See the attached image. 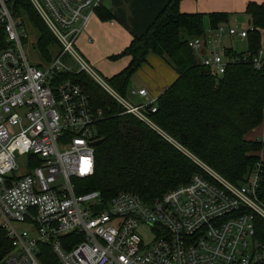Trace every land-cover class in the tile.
I'll return each mask as SVG.
<instances>
[{
  "label": "built area",
  "instance_id": "2783aa9c",
  "mask_svg": "<svg viewBox=\"0 0 264 264\" xmlns=\"http://www.w3.org/2000/svg\"><path fill=\"white\" fill-rule=\"evenodd\" d=\"M29 1L61 52L43 67L31 65L23 49L28 32L12 15L10 0H0L8 44L0 51V228L11 243L0 264H40L42 244L58 264H264V241L254 224L257 216L264 221L257 195L261 162L238 185L199 164L205 175L150 202L126 191L106 201L97 191L79 192L80 181L94 174L95 126L103 115L78 85L57 75L86 72L149 125L141 110L150 106L155 112V100L128 104L77 53L75 41L102 0ZM251 30L250 23L244 29L222 23L187 43L217 75L241 61L261 70L263 49L253 56L228 55L224 47L221 53L207 50V38L245 39ZM136 94L146 96L143 89ZM17 157H25L20 173ZM140 225L155 231L148 244L138 234Z\"/></svg>",
  "mask_w": 264,
  "mask_h": 264
},
{
  "label": "trees",
  "instance_id": "16d2710c",
  "mask_svg": "<svg viewBox=\"0 0 264 264\" xmlns=\"http://www.w3.org/2000/svg\"><path fill=\"white\" fill-rule=\"evenodd\" d=\"M180 1L169 0L140 37L110 57V60L129 58L123 70L105 79L106 85L123 100L130 92V78L149 52L163 58L175 70L176 80L154 102L156 111L152 113L150 106L141 110L150 125L127 113L86 72L75 70L57 75L60 80L69 79L78 85L88 96L91 107L103 115L95 126L94 174L80 181L83 188L79 192L97 191L106 201L126 191L150 202L187 183L194 175H205L200 165L238 185L261 162L257 195L264 202V162L255 155L264 148V142L244 139L263 119L264 60L261 70L241 61L228 66L222 75L202 66L188 40L206 34L205 19L215 29L227 23L230 15L182 13L178 8ZM9 9L27 31V24L34 28L32 47L42 63L52 62L61 47L30 1L10 0ZM102 10L100 6L95 13L101 15ZM244 14L252 27L245 38L246 50L238 53L226 49L225 54L253 56L261 49L264 4L249 2ZM28 41L29 35L24 44ZM7 46L0 25V51ZM254 224L257 237L264 241V221L257 216ZM39 248L40 264H58L48 245ZM10 250L11 243L0 228V260Z\"/></svg>",
  "mask_w": 264,
  "mask_h": 264
},
{
  "label": "crops",
  "instance_id": "0c3cea01",
  "mask_svg": "<svg viewBox=\"0 0 264 264\" xmlns=\"http://www.w3.org/2000/svg\"><path fill=\"white\" fill-rule=\"evenodd\" d=\"M168 1L102 0L101 8L104 10L101 15L94 13L82 34L75 41L77 53L89 67L104 78H111L127 66L129 58L110 60V57L121 53L132 39L140 37ZM249 2L264 4V0H181L178 8L182 13L204 15L226 13L230 15L228 25L244 29L249 25V18L244 14ZM105 9L108 12H105ZM107 13H110V17H107ZM204 24L206 33L211 28L207 19ZM239 40L245 41V39ZM223 47L234 50L232 47L221 46ZM176 78L177 74L171 65L163 58L149 52L145 57V62L129 80V93L138 99V105L147 104L150 100H156ZM140 89L145 90V97L136 94ZM262 137H264V111L261 123L247 132L244 139L252 142ZM255 155L264 162V148Z\"/></svg>",
  "mask_w": 264,
  "mask_h": 264
},
{
  "label": "rangeland",
  "instance_id": "374dc122",
  "mask_svg": "<svg viewBox=\"0 0 264 264\" xmlns=\"http://www.w3.org/2000/svg\"><path fill=\"white\" fill-rule=\"evenodd\" d=\"M28 35H29V41L26 45H24L23 49L26 55V58L28 60V62L31 65H35V66H40L43 67L44 65H46L45 63H42L40 56L38 54V52L36 50L33 49L32 44L35 42V30L32 26L28 25ZM261 43H260V48L264 50V32L261 33ZM219 37H214V38H207V42H206V46H207V50L208 51H215V52H219L221 46H226V47H232L234 50L236 51H242L246 49V42L240 41L238 38H233L230 39L226 34H224L222 36V38H220V41L218 42ZM218 43V45H217ZM213 46H215V48H213ZM220 46V48H219ZM72 67L74 69H76V65L72 62L71 63ZM89 66V65H88ZM91 68V67H90ZM92 69V68H91ZM93 72L105 82V79L102 75H100L96 70L92 69ZM138 99H135V96H132L130 93H127L124 101L127 102L128 104L132 105V106H138ZM16 163L18 165L19 170L17 171V173H20L21 171H23L24 166H25V157H17L16 158ZM18 228L22 229L24 228L23 225H17ZM138 234L140 235V237L142 238L143 242L145 244L150 243L155 236V231L153 230V228L145 226V225H140L137 229Z\"/></svg>",
  "mask_w": 264,
  "mask_h": 264
}]
</instances>
